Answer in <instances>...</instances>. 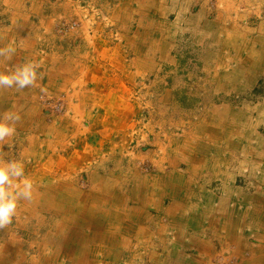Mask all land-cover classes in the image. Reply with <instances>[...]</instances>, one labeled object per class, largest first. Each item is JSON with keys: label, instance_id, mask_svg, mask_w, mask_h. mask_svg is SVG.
I'll list each match as a JSON object with an SVG mask.
<instances>
[{"label": "crops", "instance_id": "1", "mask_svg": "<svg viewBox=\"0 0 264 264\" xmlns=\"http://www.w3.org/2000/svg\"><path fill=\"white\" fill-rule=\"evenodd\" d=\"M101 1L111 5L107 19L124 30L117 47L123 56L132 52L133 81L154 73L160 62L174 64L178 36L202 48V64L220 90L244 92L264 80V0H212L211 10L208 0ZM107 28L103 41L112 36ZM119 80L114 92L129 99L119 91L125 77ZM73 91L77 97L79 90ZM209 110L211 143H170L169 153L153 158L152 172L90 173L86 189L71 175L48 182L51 200L61 203L47 209L49 220L37 227L18 219L24 238L0 241V264H264V93L254 102ZM5 113H20L12 123L29 142L37 139L42 153L68 133L58 122L43 125L39 115L27 120L30 111L8 105V87H0V116ZM34 124L41 125L39 133L30 131ZM204 127L197 123L192 135H204ZM227 129L234 131L229 140ZM238 132L242 141L234 143ZM36 141L30 143L34 151Z\"/></svg>", "mask_w": 264, "mask_h": 264}, {"label": "rangeland", "instance_id": "2", "mask_svg": "<svg viewBox=\"0 0 264 264\" xmlns=\"http://www.w3.org/2000/svg\"><path fill=\"white\" fill-rule=\"evenodd\" d=\"M110 7L101 0H0L4 72L31 62L38 73L32 85L8 88V105H20L32 118L39 115L43 125L58 122L68 131L46 153L31 149L27 134L17 124L13 135L0 140V164L21 162L24 176L33 182V198L17 200L11 222L0 226V241L23 237V229L16 228L20 218L29 219L31 227L49 220L46 210L61 202L51 200L45 188L48 182L71 175L79 189H86L92 184L90 173L110 178L112 174L126 177L133 169L140 174L152 172L153 158L169 153L170 143L185 139L211 143L213 117L206 113L212 105L240 106L264 93V80L244 92L220 90L202 64V48L184 36L177 38L174 64L160 62L154 73L135 75L133 81L127 64L132 52L123 56L117 47L126 36L123 28L107 19ZM206 7L213 9L212 0ZM107 27L112 36L103 41L102 30ZM85 33H90L89 38L83 37ZM68 66L72 73H67ZM122 75L126 85L119 91L128 92L129 99L114 92ZM74 89L79 90L77 97ZM202 122L205 134L192 135L193 127ZM232 134L227 129L225 139ZM238 136L239 132L234 143L242 141ZM19 181L16 178L14 184Z\"/></svg>", "mask_w": 264, "mask_h": 264}, {"label": "clouds", "instance_id": "3", "mask_svg": "<svg viewBox=\"0 0 264 264\" xmlns=\"http://www.w3.org/2000/svg\"><path fill=\"white\" fill-rule=\"evenodd\" d=\"M14 51L9 49V52ZM37 66L26 62L16 67L11 72H0V87L13 86L23 89L32 85L37 79ZM19 119L15 113H5L0 116V140L14 134L15 127L12 123ZM16 178H20L14 184ZM14 189V190H10ZM33 182L24 176L23 164L19 161H8L0 164V226L11 222L19 198L30 199Z\"/></svg>", "mask_w": 264, "mask_h": 264}, {"label": "bare ground", "instance_id": "4", "mask_svg": "<svg viewBox=\"0 0 264 264\" xmlns=\"http://www.w3.org/2000/svg\"><path fill=\"white\" fill-rule=\"evenodd\" d=\"M22 115V114H21ZM32 117L30 116V117H27V120H29V119H31ZM35 120H38V117H33L32 118V120H30V121H35ZM18 122V121H17ZM32 123V122H31ZM29 125H31V124H29ZM24 127V126H23ZM40 127H41V125L40 124H34V126H32V129H30V131L31 130H35V132L36 133H39V130H40ZM51 129V128H50ZM42 132V131H41ZM32 133V132H31ZM52 133H53V131H52ZM54 134V133H53ZM33 137V136H32ZM36 137V136H35ZM55 137V136H54ZM37 139H34V140H32L31 142H34V141H36ZM37 142V141H36ZM32 147L34 148V149H37V151H42V146L39 144L38 145V147L36 146V148H35V143H32ZM184 150V149H183ZM36 151V150H35ZM62 185V184H61ZM101 187V186H100ZM79 199V198H78ZM77 203V202H76Z\"/></svg>", "mask_w": 264, "mask_h": 264}]
</instances>
